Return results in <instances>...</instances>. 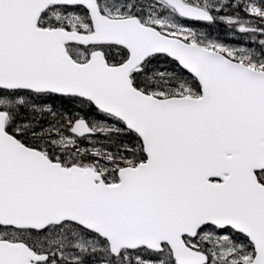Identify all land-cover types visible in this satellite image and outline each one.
Instances as JSON below:
<instances>
[{
	"label": "snow or ice",
	"instance_id": "obj_1",
	"mask_svg": "<svg viewBox=\"0 0 264 264\" xmlns=\"http://www.w3.org/2000/svg\"><path fill=\"white\" fill-rule=\"evenodd\" d=\"M0 264H264V0H0Z\"/></svg>",
	"mask_w": 264,
	"mask_h": 264
},
{
	"label": "rangeland",
	"instance_id": "obj_2",
	"mask_svg": "<svg viewBox=\"0 0 264 264\" xmlns=\"http://www.w3.org/2000/svg\"><path fill=\"white\" fill-rule=\"evenodd\" d=\"M242 39H246L245 37H241Z\"/></svg>",
	"mask_w": 264,
	"mask_h": 264
}]
</instances>
